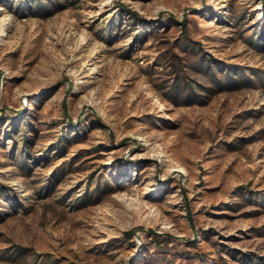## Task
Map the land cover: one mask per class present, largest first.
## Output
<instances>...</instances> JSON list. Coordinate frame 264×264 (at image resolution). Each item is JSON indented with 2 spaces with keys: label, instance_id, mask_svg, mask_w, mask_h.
Returning a JSON list of instances; mask_svg holds the SVG:
<instances>
[{
  "label": "rangeland",
  "instance_id": "374dc122",
  "mask_svg": "<svg viewBox=\"0 0 264 264\" xmlns=\"http://www.w3.org/2000/svg\"><path fill=\"white\" fill-rule=\"evenodd\" d=\"M0 264H264V0H0Z\"/></svg>",
  "mask_w": 264,
  "mask_h": 264
},
{
  "label": "trees",
  "instance_id": "16d2710c",
  "mask_svg": "<svg viewBox=\"0 0 264 264\" xmlns=\"http://www.w3.org/2000/svg\"><path fill=\"white\" fill-rule=\"evenodd\" d=\"M122 6H123L122 3H120L117 7L118 8H122Z\"/></svg>",
  "mask_w": 264,
  "mask_h": 264
}]
</instances>
